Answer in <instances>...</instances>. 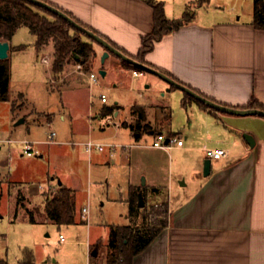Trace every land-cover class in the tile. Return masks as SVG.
I'll return each mask as SVG.
<instances>
[{
    "label": "crops",
    "instance_id": "0c3cea01",
    "mask_svg": "<svg viewBox=\"0 0 264 264\" xmlns=\"http://www.w3.org/2000/svg\"><path fill=\"white\" fill-rule=\"evenodd\" d=\"M45 1L70 12L104 35L108 41L116 44L122 52L125 51L131 55L138 53L142 36L153 28V7L147 0ZM155 1L163 3L165 14L170 19L181 17L193 5H195V12L191 13V17L178 28L164 34L145 54V60L152 67L166 74L169 73L177 81L219 103L237 108H247L244 106L251 99H255L264 107V28H258L252 23L253 0ZM34 41L30 44L35 47ZM9 44L16 46L21 43L12 44L10 40ZM94 48L97 54L93 60V66L96 65L104 51L103 46L97 47L94 44ZM112 55L116 56L114 53H110L104 62H109L110 69L117 71L119 82L124 80V75H127L139 83L138 77L144 76L145 73L134 75L131 66L123 63L117 56L111 58ZM77 58L78 55L75 59ZM67 64L65 63L62 72L65 77L56 78L51 74L49 80L63 82L66 80L65 86L56 87V89H60L61 95H63V91L66 94L84 89L87 96L85 118L88 131L90 132V128L93 129L95 123L101 129H105V126L100 124L101 118L111 114L118 117L124 106L116 100L112 103L116 105L114 111L111 114L103 115L102 108L108 105V100L105 103L101 102L99 106L98 103L95 104L94 97L90 94L89 83L71 86L65 79L68 75L65 68ZM75 64H78L77 61ZM107 73L108 71L105 70V75ZM152 78L149 75L147 79L156 81ZM167 86L169 89H166ZM173 88L168 83L161 85V89L165 93ZM19 94L24 93L20 92ZM184 101L186 104H183ZM180 102L184 108L189 107L191 110L192 115L187 118L188 123L186 124L189 131L193 125L192 118L205 123L206 129H203L202 135L196 138L197 145L193 144L195 141L193 134L184 135V139L190 140L188 144H185L180 130H173L170 127L172 121L170 112L165 113L163 119L157 120V111L163 110L159 104L151 107L152 104L147 105L133 99L129 102V118L119 121L118 125L129 132L132 141H139L145 132H149L155 137V129H158L157 132H165L167 135H176L183 139L182 146L172 149H196L201 152L203 158L207 156L211 160L210 172L207 175L203 173V165H200L198 182L193 189L175 188L172 185L170 173L168 176L165 174L166 166L160 164L156 158H152L149 163L138 167V147L141 144L138 142L129 144L136 151L126 157L129 162L127 174L129 192L127 198H124L125 202L128 205L130 192L133 188L142 186L140 175L146 172V178L144 177L146 184H144L149 189L146 191L145 203L147 204V200L161 202L160 198L164 197L168 204V215L167 224L142 251L134 254L130 262L125 264H264V117L223 113L203 107L194 99H186L185 93ZM94 104L97 105V110H95ZM137 104L145 107L146 122L150 125V129L141 134L133 131L129 126L136 118L132 113V107ZM90 107H92L91 111ZM150 108L157 109L156 117H153ZM44 113L39 111V116ZM19 116L24 118L23 122H27L24 115ZM60 116L63 119L66 118L64 110L61 111ZM50 118L48 117L47 120ZM38 121L40 122V119L34 120V123ZM212 122L222 123L223 129L219 135H211L213 132L208 128V124ZM33 130L32 126L27 127L29 134ZM244 133L251 135L253 144L245 138ZM91 136L90 132L89 137ZM23 140L33 141L35 144L48 142V139L37 138ZM66 141L55 138L53 143H67ZM84 141L80 142L82 146ZM208 147H224L228 154L223 158H211L206 151ZM35 148L38 150L39 156H43L44 153L41 149L36 146ZM159 150L165 152L168 157L170 156L167 152L168 149L159 148ZM17 154L16 156H24L21 149ZM88 154L89 159L93 160L95 154L92 152ZM160 168L163 174L160 173ZM58 180L61 181V184L73 189L75 193L77 208L75 223L78 222L79 216L81 218L84 215H89V205L77 206L76 188L71 183L52 176L45 184H41L35 180L29 181L6 173L5 176L0 175V183L8 184L5 189L1 188L0 197H4L5 191L7 200L10 203L12 200L14 202L13 210L9 212V218L14 221L18 217V213L25 210L28 212V220L36 222L37 217L32 212L37 201L41 198L44 206L45 200L50 196L52 190L60 185ZM11 183L16 186L12 187ZM187 184L188 181L184 178L180 181L179 186L186 187ZM83 207H88L87 214H83ZM77 212H79L78 215ZM30 215L34 221L29 219ZM41 218L52 221L46 216L45 209ZM126 218H129L130 221L129 211ZM128 224L130 222L113 224L112 228ZM56 226L59 229L62 225L56 224ZM109 233L106 242V256L113 250V246L110 244L111 239L116 240L113 231L111 230ZM85 242L87 244L85 249L87 259L92 262L90 257L92 247L95 245L99 252L103 244L100 240L96 244H92L90 234ZM97 263L106 264V258L104 262ZM9 264H22V262L18 260L9 262ZM62 264L75 263L62 259Z\"/></svg>",
    "mask_w": 264,
    "mask_h": 264
},
{
    "label": "rangeland",
    "instance_id": "374dc122",
    "mask_svg": "<svg viewBox=\"0 0 264 264\" xmlns=\"http://www.w3.org/2000/svg\"><path fill=\"white\" fill-rule=\"evenodd\" d=\"M188 12H195V5L189 7ZM83 38L89 39L85 35ZM34 40L35 36L29 32L28 28L20 26L11 39L12 44L27 43L28 46L22 50H14L11 45L8 57L5 59L10 64V78L9 98L0 100V175L5 176L6 173H11L18 178L35 180L41 184H45L52 176L59 177L76 188L77 206L89 205L90 213L81 218L79 216L77 223L62 225L58 229L54 222L41 218L44 206L40 198L32 212L37 217L36 222L28 220V212L25 210L20 211L18 217L12 221L9 218V212L13 210L14 202L12 200L10 203L7 200L4 191V197H0V258H5L11 263L20 261L23 249L27 247L34 254V264H62V259L75 264L104 262L107 254L106 242L112 226L130 222L131 227L145 228L155 221L152 209L165 201L164 197L160 198L161 202L147 200V204H144L146 208L140 210L133 221L126 218L129 211V203L127 205L124 200L129 192L127 181L129 162L126 157L136 151L129 144L137 142L141 144L138 147V167L156 158L160 164L166 166V169L161 168L166 170V176L170 173L172 185L175 188L193 189L198 182L200 165H204L207 158V156L203 158L201 152L196 149L168 150L170 155L168 157L165 152L153 146L154 136L149 132L143 133L137 142L130 140L129 132L118 125L121 119L129 118V102L136 99L147 105L152 104L151 107L159 104L163 110L157 111L156 108H150L153 117H156L157 111L156 118L161 120L165 113L170 112L172 115L170 127L173 130H180L183 139L184 135L193 134L194 145L198 144L196 138L202 135L203 129H206L205 123L192 118L193 125L191 130H188L187 118L192 114L189 107L184 108L181 105L180 99L184 91L174 87L165 93L161 85L167 82L159 76L145 71L144 76L138 77L139 83L127 75H124V80L119 82L118 73L115 69H110L109 62H102L99 58L96 65H92L89 71H84V66L78 67L75 64V58L68 56L66 62L68 64L65 66L68 75L65 79L71 86L89 83L88 74L91 71L99 73L100 69L107 70V75L102 76L99 73L98 82L91 86L90 94L94 97L93 102L98 103L99 106L101 104L99 95L104 92L108 97V105L118 100L124 106L118 117L111 114L101 118L100 124L102 123L105 129H101L97 123L93 125L92 130L89 127L91 137L112 145H107L105 150L98 153L93 151L95 157L90 160L88 152L80 143L87 140L90 133L85 118L86 92L84 89L66 94L63 91L61 95L60 89L56 87L65 86L66 80L64 82L49 80L54 59V42L51 39L40 48H36L30 44ZM94 44L97 47L102 46L96 41ZM43 57H46L48 61L43 62L41 60ZM113 57L116 58L112 55L111 58ZM149 75L158 82L147 79ZM62 76L65 77V74L57 78ZM20 92L25 96L19 94ZM96 107L97 105L95 110H97ZM63 110L66 114L65 119L60 116ZM91 110L92 107H90ZM39 111L45 112L44 115L39 116ZM21 114L25 116L27 122L16 125L17 120L22 117L19 116ZM48 117L51 118L47 123ZM38 119L40 122L34 123V120ZM208 125L213 132L211 135H219L222 132V123L212 122ZM28 126L34 129L31 134L27 131ZM52 130L56 132V140H67V143L55 144L53 143L55 138L52 142L34 143L44 153L43 156H39V152L30 156L26 154L22 157L16 156L20 149L22 150L21 140L25 138L47 140L48 132ZM8 138L15 141L7 143ZM184 141L188 144L190 140L184 139ZM161 168L159 171L163 174ZM142 177L146 178V172L140 175V184L146 196L149 188L145 185L146 183L142 184ZM184 178L187 179L188 184L186 187H180V181ZM11 184L12 187L16 186ZM7 185V183H0V190L5 189ZM137 206L140 209L143 208V206ZM145 215H148V218H145ZM59 233L64 234L65 241L60 242ZM89 234L92 244H96L98 240L103 244L97 256H90L92 262L88 261L85 253L87 247L85 239Z\"/></svg>",
    "mask_w": 264,
    "mask_h": 264
},
{
    "label": "trees",
    "instance_id": "16d2710c",
    "mask_svg": "<svg viewBox=\"0 0 264 264\" xmlns=\"http://www.w3.org/2000/svg\"><path fill=\"white\" fill-rule=\"evenodd\" d=\"M147 1L153 7V28L149 33L142 36L141 46L137 54L131 55L125 51L123 52L140 62L152 66L145 60V54L152 49L154 43L164 34L178 28L183 22L188 20L191 17V13L186 11L181 17L170 19L165 14L162 2H157L155 0ZM64 11L80 24L93 30L106 39V37L97 30L82 22L70 12L66 10ZM252 23L258 28H264V0H253ZM20 26H26L29 32L35 36L34 45L36 48L48 43L51 39L53 40L54 59L52 62V74L54 77L57 78L62 74L64 65L68 61V56L75 58L78 55V58L75 60L77 63L84 66V71H89L92 68L93 60L97 54L94 48L95 40L89 37L86 33L72 26L61 16L28 0H0V40L10 41ZM84 35L89 37V39H84ZM109 42L117 47L113 42ZM26 46V43H21L12 46V48L14 50H22ZM118 58L133 69H139L122 58ZM5 59H0V100H7L9 98L10 64ZM167 74L172 76L169 73ZM194 90L197 91L196 89ZM199 93L202 94L201 92ZM185 95L186 99L196 100L187 93H185ZM196 101L203 107H209L203 102ZM183 104H186V101H184ZM256 106L264 109V107L255 99H251L244 107ZM115 108V104L105 105L102 108V114H111ZM132 113L136 117L134 122L129 125L133 131L141 134L143 131L150 129L149 123L146 122V109L143 105L137 104L133 106ZM157 130L158 129H155L156 133ZM139 191H142L143 199L144 201L146 200L143 187L139 186L131 190L129 198L130 221L134 220V216H137L140 210L146 208L145 205L142 209L137 206ZM156 206L157 208L152 209L155 221L154 223L148 224L145 228L131 227L130 224L117 225L112 228L116 242L111 239L110 244H112L113 250L106 256V264H125L130 262L133 255L142 251L150 243L153 237L167 224L168 204L166 200ZM44 209L46 216L59 226L75 223L77 208L73 189L64 184H60L51 192L50 196L46 198ZM145 218H148V215H145ZM29 219L34 221V218L31 215ZM92 248L91 256L93 255L92 252L94 249L96 250V255L93 256H97L99 253L97 247L93 246ZM20 261L22 264H34V254L32 250L25 247ZM0 264H9V262L5 258H0Z\"/></svg>",
    "mask_w": 264,
    "mask_h": 264
},
{
    "label": "water",
    "instance_id": "95a60500",
    "mask_svg": "<svg viewBox=\"0 0 264 264\" xmlns=\"http://www.w3.org/2000/svg\"><path fill=\"white\" fill-rule=\"evenodd\" d=\"M36 5L42 6L45 9L52 11L53 13L61 16L66 21H68L72 26L77 28L78 30L86 33L89 37L94 39L96 42L100 43L104 47V51L101 55V61L104 62L105 58L110 54L114 53L116 56L122 58L123 60L129 62L130 64L134 65L135 67L143 70L148 71L151 73L156 74L157 76L164 79L170 86H174L177 88H180L185 93L191 95L196 100L205 103L210 108L221 111V112H227L237 115H258L264 117V109L261 108H255V107H247V108H237L229 105H225L222 103H219L217 101H214L199 92L195 91L191 87L175 80L173 77L169 76L168 74L160 71L159 69L152 67L148 64H145L143 62H140L133 57L127 55L126 53L122 52L120 49L115 47L113 44H111L107 39H105L103 36L99 35L98 33L94 32L93 30L83 26L80 24L77 20L72 18L69 14H67L64 10L60 9L59 7L45 1V0H28ZM10 48V44L8 40H0V59H5L8 57V51ZM100 75H105V70L100 69L99 70ZM169 89V88H168ZM24 121V118L21 117L17 120L16 124H19ZM245 138L253 144V138L249 133H244ZM210 164L211 160L209 158L205 159L204 165H203V173L208 174L210 172ZM58 183L61 184V181L58 180ZM145 183L144 177H142V184ZM145 204V201L143 199L142 191L138 192V205L143 206ZM93 255H96V250H93Z\"/></svg>",
    "mask_w": 264,
    "mask_h": 264
},
{
    "label": "built area",
    "instance_id": "2783aa9c",
    "mask_svg": "<svg viewBox=\"0 0 264 264\" xmlns=\"http://www.w3.org/2000/svg\"><path fill=\"white\" fill-rule=\"evenodd\" d=\"M41 60L43 62L48 61L46 57H43ZM77 66L81 67L82 65L78 63ZM132 73L134 75H142L144 71L140 69H132ZM98 77H99V73L95 71L89 72L88 78H89L90 86L98 82ZM99 99L102 103L107 102L108 100L107 94L104 92L100 93ZM55 135H56V132L54 130L50 131L48 135V142L54 141ZM14 141L15 140L11 138L6 139L7 143H12ZM21 142H22V154H26L30 156V155H34L38 153V150L35 148L33 141L21 140ZM107 145H110V144L103 143L92 137H89L87 140L83 142L85 151H87L88 153H91L95 150L103 151L105 150V147ZM182 145H183L182 138H179L176 135H167L165 132H157L153 140V146L158 147V148L168 149V150L172 149L173 147L182 146ZM206 151L211 158H223L227 156L228 154L227 149L224 147H217V148L208 147ZM82 211H83V214H87L89 209L88 207H83ZM59 239L60 241H64L65 237L63 233H59ZM97 264H100V263H97Z\"/></svg>",
    "mask_w": 264,
    "mask_h": 264
}]
</instances>
